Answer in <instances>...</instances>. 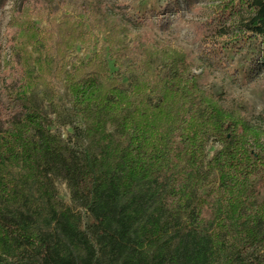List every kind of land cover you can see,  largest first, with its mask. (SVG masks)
I'll return each instance as SVG.
<instances>
[{
  "label": "trees",
  "instance_id": "1",
  "mask_svg": "<svg viewBox=\"0 0 264 264\" xmlns=\"http://www.w3.org/2000/svg\"><path fill=\"white\" fill-rule=\"evenodd\" d=\"M181 2H206L199 49L264 44V0ZM179 3L166 0L156 28H169ZM38 6L13 5L7 55L0 42V264H264V123L250 120L248 101L223 106L201 86L203 64L132 30L120 6L97 26L117 69L100 49L70 70L66 54L94 30L79 10L41 27ZM254 63L264 69V50ZM39 83L65 87L68 139L32 102ZM210 141L220 147L208 157Z\"/></svg>",
  "mask_w": 264,
  "mask_h": 264
},
{
  "label": "rangeland",
  "instance_id": "2",
  "mask_svg": "<svg viewBox=\"0 0 264 264\" xmlns=\"http://www.w3.org/2000/svg\"><path fill=\"white\" fill-rule=\"evenodd\" d=\"M39 6L32 13L41 27L57 23L59 18L73 11H81L85 22V31L94 30L96 39L88 42L77 43L66 54L69 61L68 68L80 62L87 61L100 49H104L101 60L106 63L110 72L116 70L113 59L107 54V47L103 48L104 36L97 29L101 15L107 7L117 10L120 6L135 20L132 30H137L148 36L154 42H161L174 47L177 50L187 52L196 58L199 64H203L205 77L201 84L206 91L220 96L223 106L230 107L235 99L248 101L251 110L248 117L253 122L262 121L264 111V69L256 68L254 60L264 50V44L253 36L245 38L241 43L232 48L220 51H209L210 46L201 50L198 48L197 25L203 20L206 2L199 3L194 9L188 10L182 0H179L180 11L176 18L165 31H161L153 24L154 16L161 9L166 0H37ZM21 0H7L5 6L0 9V42L4 55L8 54L9 43L7 41L6 26L9 19L10 8ZM124 43L131 44V34L124 38ZM126 85L128 80H123ZM32 102L49 118H51V130L60 134L63 139L71 136L72 130L67 124L69 119L70 97L63 85L50 87L39 83L32 91ZM220 147L215 141H210L207 146L208 157ZM58 198L67 205L73 206L70 200V192L65 180L55 179ZM88 221L87 212L75 207Z\"/></svg>",
  "mask_w": 264,
  "mask_h": 264
}]
</instances>
